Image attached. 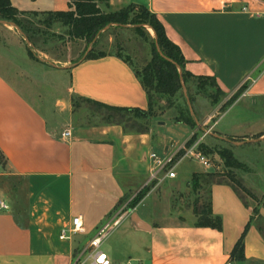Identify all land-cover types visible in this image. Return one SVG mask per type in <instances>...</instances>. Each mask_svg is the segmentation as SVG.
Returning <instances> with one entry per match:
<instances>
[{
    "label": "crops",
    "instance_id": "1",
    "mask_svg": "<svg viewBox=\"0 0 264 264\" xmlns=\"http://www.w3.org/2000/svg\"><path fill=\"white\" fill-rule=\"evenodd\" d=\"M9 2L26 13L70 10L68 0ZM129 5L143 6L155 15L167 39L181 51L186 72L214 78L225 94L217 105L203 110L207 129H202L211 131L210 141L221 142L219 136L229 140L228 147L254 149L258 143L251 142L264 135V0H108L106 7L118 12ZM13 66V60L0 58V203L7 206L0 208V264H73L97 230L117 215L127 193L144 186L151 170L148 155L172 153L193 130L167 114L163 124L152 121L145 133L125 132L116 124L79 122L80 112L67 106L70 96L128 111L147 110L139 78L115 54L62 68V109L57 108L59 101L33 104L24 86L19 89L10 78V73L18 78ZM243 85L244 92L219 111ZM239 104L252 117L228 120ZM64 131H69V138L62 137ZM257 159L237 162L246 174H263L264 167L256 169ZM189 160L177 163L174 179L162 176L167 196L189 193L192 176L209 172ZM246 181L264 194L254 181ZM208 186L210 212L220 220V229L196 226L191 210L186 222L159 224L151 213L141 216L136 205L122 215L116 229L122 224L123 228L104 246L111 263L264 264V235L259 229L264 228V206L253 213L231 185ZM76 217L81 232L60 240L61 230L70 228ZM243 232L244 260L235 261L231 252Z\"/></svg>",
    "mask_w": 264,
    "mask_h": 264
},
{
    "label": "rangeland",
    "instance_id": "2",
    "mask_svg": "<svg viewBox=\"0 0 264 264\" xmlns=\"http://www.w3.org/2000/svg\"><path fill=\"white\" fill-rule=\"evenodd\" d=\"M95 4L102 14L112 13L107 9L103 0H95ZM70 11L76 14L73 8ZM120 11L126 17L125 22L121 23L123 25L107 24L104 28L108 27L105 30L99 28L91 40H88L84 33L81 34L83 32L82 27L75 28L68 17L38 13L16 15L15 19L20 25L17 28L22 35L13 26L0 23V58L8 57L9 60H13V69L8 68L13 71L16 70L14 72L18 78L14 77L12 73H10V78L15 80V85L19 89H21L20 86H24V90L29 92L30 101L33 104L39 106V102L45 100H53L55 103L59 101L57 108L62 109L64 104L59 97L66 91L64 87L66 84H62L61 73L59 72L63 67L71 66L91 53L92 55L99 53L118 54L127 60L136 72L141 71L150 62L152 40L154 39L153 31L147 25L144 27L132 23L134 16L138 14V9L124 8ZM2 21L7 22L0 17V22ZM137 28L139 30H136ZM155 50L157 51L156 48ZM21 69L24 70V73L19 71ZM20 76H23V79L28 83H22ZM204 88L208 91L211 90L208 82H205ZM196 90L197 82L189 80L188 85L182 84L181 89L173 97L151 93L157 101L153 100L154 103L148 117L141 118L137 112L123 111L119 112L114 120L120 122V126L126 132L136 133L137 129H148L152 121L158 120L157 123L163 124V118L166 114L178 116L180 112L178 118L181 120L189 115L195 124L192 128L194 137L192 138L193 135H191L185 141V149L193 148L208 160L214 168L208 169L209 172L207 173L222 176V180L233 186L243 202L255 213L259 206H264V194L250 188L246 178L254 181V184L264 191V173L246 174L245 169L241 166L226 167L217 152L219 149L227 148L232 152L234 159L239 162L258 158L256 169L262 171L264 159L261 156H264V135L259 141L251 142L258 143L256 147H253L254 149L249 148L248 145L233 148L228 147L229 142L214 143L210 141L209 135H204L198 131L197 124L207 129L202 124L203 110L204 108L208 109V104L211 103L201 91L197 93ZM186 97L188 100L189 97L193 98L192 102L189 100L192 113L189 112ZM67 106L70 111L80 112L77 119L79 122L89 124H105L106 117L110 114L109 111L98 105L83 102L73 96L67 100ZM243 107L244 105L239 104L229 115L228 120L238 122L252 117L243 113ZM190 161L193 164L196 160L190 159ZM1 164L2 158L0 157ZM195 180L196 184L199 185L198 188L192 187L187 194L178 195L174 192L171 196H167V186L163 185L162 181L152 182L148 186L145 185L146 181L137 193H127L123 202L120 203L117 215L122 217L125 215L124 213L130 212L136 205L139 207L137 212L141 216L147 212L151 213L159 224L171 223V221L174 223L186 222V214L188 210L193 211V207H196L199 213L205 214L208 203V179L198 176ZM165 190L166 192L163 194ZM142 203L143 206H139ZM198 221V217H196L194 222ZM122 228L123 224L106 238L101 245V251L105 253V244L110 243L112 241L110 238H113ZM131 264L137 263L133 261Z\"/></svg>",
    "mask_w": 264,
    "mask_h": 264
},
{
    "label": "trees",
    "instance_id": "3",
    "mask_svg": "<svg viewBox=\"0 0 264 264\" xmlns=\"http://www.w3.org/2000/svg\"><path fill=\"white\" fill-rule=\"evenodd\" d=\"M70 4V10L73 8L76 14H73L70 10L67 12H56V13H46L47 15L54 14L57 16L68 17L73 22V26L76 28L82 27L83 32L81 34H85V37L88 40H91L97 30L99 28H104L105 25L110 23H115L118 26H121L125 22V15L119 12H112L108 14H102L100 10L96 7L95 0H68ZM105 5H107L108 0H103ZM126 8H136L138 9L137 16H134V20L132 23L144 26L147 25L154 32V39L152 40V58L148 64H146L141 71L136 72V76L139 78L140 83L147 95L148 107L146 112L140 110H132L130 112H137L141 118H146L149 116V111L154 103L153 100L157 101V99L153 98L151 93L157 95H167L169 97H173L177 91L181 89L182 84L188 85L189 80H195L197 82V93L200 91L203 93L204 97L210 100V103L214 106L217 105L224 97L225 94L219 89L216 81L212 77H203V76H194L184 70V58L181 54V51L177 46L172 44L166 37L163 26L157 20L155 15L151 14L146 8L143 6H135L129 5ZM22 14H37V13H26L21 12L13 8L9 2V0H0V17L7 22L13 23L16 27H20L19 23L16 21V15ZM101 29V30H102ZM22 30V28H21ZM136 30H139L137 28ZM157 46V47H156ZM158 49L161 52V55L165 57H161L158 52L155 50ZM107 54L99 53L96 55L89 54L85 59H95L99 57H104ZM117 57L123 58L122 56L115 54ZM124 59V58H123ZM125 60V59H124ZM127 61V60H125ZM177 65L181 70L182 80L179 78ZM205 82H208L211 90H206L204 88ZM246 86H241L234 94H232L227 102L221 108V111L224 108L230 106L245 90ZM189 100L192 102L193 98L189 97ZM98 105L107 111L110 112L106 117V124H116L121 125L120 122L114 120V117L117 116L119 112L128 111L125 109L113 108L108 106ZM180 116V112L178 116L175 118L176 121H181L188 125L191 129L194 128L195 124L192 122L191 118L184 117L182 120L178 117ZM124 129V128H123ZM125 131V130H124ZM147 129H137L136 133H145ZM126 132V131H125ZM194 135L192 136V138ZM217 154L224 161L226 167H242L245 169V166L239 162L232 156V153L229 149L223 148L219 149ZM206 177L208 179L207 184H229L223 181L222 176L216 174H194L191 179L192 187H197L199 185L196 184V177ZM239 183V182H238ZM240 184V183H239ZM230 185V184H229ZM233 190L236 192L235 188L231 186ZM237 193V192H236ZM193 213L198 217V222L196 226L198 227H212L215 229H220V220L217 217H213L210 212V204L209 202L205 208V214L199 213L196 207H193ZM260 231L264 235V228H259ZM246 231V229H245ZM244 231V232H245ZM244 232L235 244L232 252L231 259L235 261H243V237Z\"/></svg>",
    "mask_w": 264,
    "mask_h": 264
},
{
    "label": "built area",
    "instance_id": "4",
    "mask_svg": "<svg viewBox=\"0 0 264 264\" xmlns=\"http://www.w3.org/2000/svg\"><path fill=\"white\" fill-rule=\"evenodd\" d=\"M63 138H69V131L62 133ZM186 143L181 144L175 151L164 156L159 157L155 153L148 155L151 161V170L146 182L148 186L152 182L162 181L164 178L174 179L176 174L174 168L178 162L187 158L194 159L199 162L205 169H213L214 166L206 160L198 151L193 148L189 150L185 149ZM0 208L6 209L7 206L0 203ZM122 217L116 215L107 222H105L96 232V234L88 241L86 246L80 250L74 257L73 264H112L108 256L101 251V245L106 238L118 227ZM81 232V220L80 217L73 218L70 228L62 229L59 235L60 240L68 239V235H74ZM131 264V263H127Z\"/></svg>",
    "mask_w": 264,
    "mask_h": 264
},
{
    "label": "water",
    "instance_id": "5",
    "mask_svg": "<svg viewBox=\"0 0 264 264\" xmlns=\"http://www.w3.org/2000/svg\"><path fill=\"white\" fill-rule=\"evenodd\" d=\"M0 23H2V24H4V25H10V26H13L14 28H16L17 30H18V32L22 35V33L20 32V30L13 24V23H10V22H4V21H2V22H0ZM113 25H116V26H118L117 24H113ZM108 27V26H107ZM107 27H105L103 30H105ZM102 30V31H103ZM153 34H154V32H153ZM27 42V41H26ZM157 47V46H156ZM157 52H158V54L161 56V57H163L162 55H161V52L157 49ZM164 59H166L165 57H163ZM45 62V61H44ZM176 66V68L178 69V74H179V78H180V80H182V77H181V70L179 69V67L177 66V65H175ZM186 100H187V104H188V108H189V112L190 113H192V110H191V106H190V103H189V100L187 99V97H186ZM196 122V121H195ZM196 124H197V122H196ZM197 129H198V131H202V133L204 134V135H212L208 130L207 131H204L203 129H202V127H201V125L200 124H197ZM217 138L219 139V140H221L222 142H225V143H228L229 142V140H227V139H225V138H221V137H219V136H217ZM263 139H264V136H263ZM260 139H258V140H256V141H259ZM253 142H255V141H253ZM242 143H246V142H242Z\"/></svg>",
    "mask_w": 264,
    "mask_h": 264
}]
</instances>
